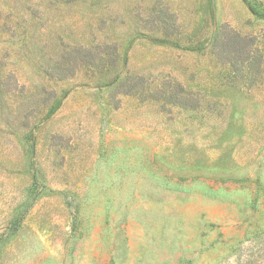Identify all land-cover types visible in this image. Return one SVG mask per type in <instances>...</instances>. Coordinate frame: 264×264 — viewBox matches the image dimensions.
Segmentation results:
<instances>
[{"label": "rangeland", "instance_id": "rangeland-1", "mask_svg": "<svg viewBox=\"0 0 264 264\" xmlns=\"http://www.w3.org/2000/svg\"><path fill=\"white\" fill-rule=\"evenodd\" d=\"M0 264H264V0H0Z\"/></svg>", "mask_w": 264, "mask_h": 264}, {"label": "trees", "instance_id": "trees-1", "mask_svg": "<svg viewBox=\"0 0 264 264\" xmlns=\"http://www.w3.org/2000/svg\"><path fill=\"white\" fill-rule=\"evenodd\" d=\"M37 184L40 185V189H39L40 191H42L44 188H49L47 185H45V184H43L41 182H38ZM18 226H19V224L16 225V227L14 228V230H16Z\"/></svg>", "mask_w": 264, "mask_h": 264}]
</instances>
